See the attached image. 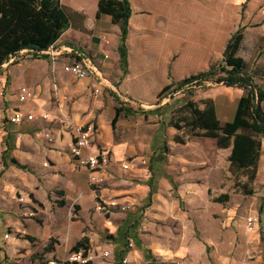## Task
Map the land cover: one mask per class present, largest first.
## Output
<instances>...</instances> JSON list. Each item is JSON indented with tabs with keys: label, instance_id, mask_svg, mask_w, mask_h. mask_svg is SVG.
Masks as SVG:
<instances>
[{
	"label": "crops",
	"instance_id": "crops-1",
	"mask_svg": "<svg viewBox=\"0 0 264 264\" xmlns=\"http://www.w3.org/2000/svg\"><path fill=\"white\" fill-rule=\"evenodd\" d=\"M60 1L76 12V21L60 34L56 45L64 44L91 55L105 81L96 94L92 76L75 79L64 72L63 65L72 58L69 53L51 61L46 55L34 57L22 49L14 60L0 68V257L5 264L19 261L32 251L28 236L39 243L37 246L57 236L60 240L49 252L50 257L56 258L73 251L72 246L83 236L88 238L87 244H92L95 237L89 230L95 197L132 200L143 198L147 191L148 199L153 193H149L150 182L153 184L159 159H151L150 163L145 153L154 151V146L164 141L163 115L136 116V112L128 111L131 118L127 120L121 115L122 109L112 125L117 103L108 94L111 89L124 93L130 103L153 104L166 84L220 62L232 34L235 38L229 52L231 58L243 60L252 69L260 65L264 54V14L259 5L264 0H128L131 13L125 39L127 66L123 72L117 51L120 26L112 23L108 14L96 17L97 0H91L90 5L84 0ZM254 79L264 86V78ZM216 84L217 95H201V107L189 100L178 107H188L192 102L198 118L212 115L217 124L230 121L243 88ZM22 85L28 86L32 94L19 101ZM172 104L165 103L168 108ZM261 106L264 110V100ZM14 109L31 112L33 119L11 123L8 117ZM188 110L191 115L189 107ZM170 121L169 126L178 127L183 118ZM87 122L97 126L89 151L110 149L109 162L101 170L105 185L90 186L87 171L77 167L68 152L71 126ZM172 131L167 126V133ZM253 146L255 164L247 167L264 169V135L256 137ZM130 157H145L147 163L122 169L121 161ZM12 159L26 168H19ZM71 206L75 213L65 219V225L59 215L68 213ZM262 211L263 204L259 212ZM97 214L96 211L94 215ZM127 219L115 225L111 217L105 216L99 227L110 232L117 229V238L121 226L124 230L135 227V220L128 223ZM58 221L61 224L57 228L54 225ZM258 228L259 218L253 228L247 229L254 233ZM7 231L9 237L4 238ZM131 238L133 246L128 254L132 263L139 264L143 259L141 245L134 249ZM114 249H105L110 253L107 258H113Z\"/></svg>",
	"mask_w": 264,
	"mask_h": 264
},
{
	"label": "rangeland",
	"instance_id": "rangeland-1",
	"mask_svg": "<svg viewBox=\"0 0 264 264\" xmlns=\"http://www.w3.org/2000/svg\"><path fill=\"white\" fill-rule=\"evenodd\" d=\"M84 1L92 4L91 0ZM262 3L264 1L259 5ZM260 64H264V54ZM217 85L211 81L189 83L153 104H133L124 93L115 88L110 90L108 94L122 107L121 115L127 120L131 118L128 111L136 112L133 113L136 116L149 114L151 117L161 113L164 141L154 146V151L145 153L150 163L151 159H159L153 172L154 192L148 199L147 191L143 198H115L128 206L122 209L118 205L107 211L106 208L95 209L99 198H94L89 233L95 241L88 244L87 250L92 256L88 264H113L114 260L117 264L118 249H123L130 236L134 238V249L141 245L143 259L139 264H264V169L230 164L233 139L238 133L220 132L221 137L213 136L205 127L209 124L205 125L207 123L201 119L199 122L189 119L191 115L186 105L178 107L188 100L201 107V95H217ZM261 87L264 88L262 84ZM168 101L173 102L169 108L165 105ZM184 117L189 123L182 122L179 128L169 126L170 119V122H178ZM167 126L172 127L174 133L168 134ZM17 199L23 201V198ZM260 204H263L261 213ZM31 209L39 211L40 208ZM96 211L98 216L94 215ZM74 213L75 207L71 206L68 213L59 215V220L66 225L65 219ZM253 215L259 218V228L254 233L245 225V219ZM105 216L111 217L115 225H121L123 219L129 218L128 223L135 220V227L124 230L121 226L116 238L117 229L113 232L100 229ZM32 217L41 222L36 214ZM60 224L58 221L54 226L58 228ZM28 239L32 251L19 261H10L11 264H59L68 256L66 252L62 258L50 257L51 248L60 240L57 236L39 246L32 237ZM111 248H115L113 258L101 256L103 250ZM128 256L130 258V254ZM5 263L0 257V264Z\"/></svg>",
	"mask_w": 264,
	"mask_h": 264
},
{
	"label": "trees",
	"instance_id": "trees-1",
	"mask_svg": "<svg viewBox=\"0 0 264 264\" xmlns=\"http://www.w3.org/2000/svg\"><path fill=\"white\" fill-rule=\"evenodd\" d=\"M130 13L128 0H97L96 17L101 14H108L112 23L120 26L117 51L123 72L127 66L125 39ZM75 14L76 12L62 4L60 0H0V67L9 56L17 54L22 49H26L34 57H45V55H39L38 52L53 44L60 34L76 21ZM81 17L83 16L81 15ZM234 38L235 35L232 34L225 46L220 62L211 64L207 70L166 84L158 92L157 101L174 91L180 90L182 86L189 83L202 84L204 81H211L225 86L243 88V94L237 101L233 118L222 124L214 122L212 115L208 118H198L194 114L195 110L191 102L188 103V107L192 111L189 119L193 118L194 121L198 122L200 119L204 120L207 123L205 125L209 124L205 127L211 135L221 137L220 132L232 135L238 133L233 139L234 146L229 160L236 166L247 167L255 164L253 154L256 152V146H253L254 139L261 134L264 135V110L261 106V102L264 100V88L254 79L255 77L264 78V64L249 69V65L243 60L231 58L229 52ZM121 111L122 107L116 106L115 115L111 120L112 125H114ZM189 119L183 118L184 125L189 123ZM12 161L19 168H26L25 165L16 160L12 159ZM150 187L149 193L151 194L154 192L151 182ZM261 210L262 204L259 207V211ZM87 242L88 238L83 236L75 242L71 250L80 248L87 250L89 247ZM125 253L126 249H122L119 251V256ZM63 264L69 263L64 262Z\"/></svg>",
	"mask_w": 264,
	"mask_h": 264
},
{
	"label": "built area",
	"instance_id": "built-area-1",
	"mask_svg": "<svg viewBox=\"0 0 264 264\" xmlns=\"http://www.w3.org/2000/svg\"><path fill=\"white\" fill-rule=\"evenodd\" d=\"M260 12L264 14V3L260 5ZM23 50L27 52L26 49ZM64 53L71 54L72 58L70 61L63 65V71L70 74L75 79H82L87 76H92L96 82L93 87V92L96 94L99 93L102 81H105V79L97 65L94 63L91 55L84 52L75 51L71 47L64 44L56 45L55 42L48 46V48L38 52L39 55H46L51 61L56 60L58 56ZM17 54L9 56V58L1 64V67L4 66L7 61L14 60ZM31 94V89L26 85H22L18 90L17 98L19 101H24L29 96H31ZM45 116L46 114L43 115V117ZM8 119L11 123L18 124L23 120H32L33 114L31 112H25L21 109H14L12 113H10ZM71 130L72 137L68 146V152L71 155L74 164L77 167L84 168L87 171V182L90 186H100L104 184L105 177L102 175L101 170L104 169L109 162L110 149L104 147L98 150L96 153L89 151V146L94 134L97 131V126L92 122L73 124L71 126ZM138 163L146 164L147 159L145 157H130L121 161V167L124 170H129L136 166ZM118 205L122 209L128 206L124 203L121 204V202H118L115 198H110L107 200L101 199L99 201H96L95 209L101 210L106 208L107 211H109L112 207H116ZM256 222L257 217L254 215L248 216L245 219L246 227L249 229L253 228ZM7 237H9L8 231L4 234V238ZM132 246L133 239L130 237L123 247V249H126V253L119 256L117 264H132L131 259L128 256V251L132 248ZM109 255L110 253L108 250H104L101 254V256L105 258H107ZM91 259L92 256L88 252V250L80 248L78 250L71 251L64 262H68L69 264H88ZM64 262H61L59 264H63Z\"/></svg>",
	"mask_w": 264,
	"mask_h": 264
}]
</instances>
